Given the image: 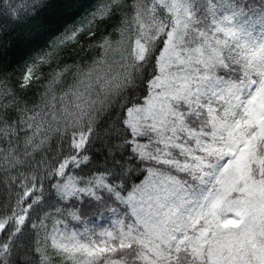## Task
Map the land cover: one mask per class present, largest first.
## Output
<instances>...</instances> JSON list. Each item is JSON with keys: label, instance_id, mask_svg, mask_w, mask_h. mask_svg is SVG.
I'll list each match as a JSON object with an SVG mask.
<instances>
[{"label": "trees", "instance_id": "1", "mask_svg": "<svg viewBox=\"0 0 264 264\" xmlns=\"http://www.w3.org/2000/svg\"><path fill=\"white\" fill-rule=\"evenodd\" d=\"M228 1L248 14L264 11V0ZM206 5L190 0L205 23ZM171 27L156 0H0V264H70L42 230L55 209L76 211L79 221L92 209L91 226L110 212L102 201L124 214L110 193L98 201L59 199L63 166L64 174L102 178L121 195L149 169L194 182L139 158L126 125L127 111L149 95ZM140 41L145 48L138 52ZM137 250L131 245L103 257L142 264Z\"/></svg>", "mask_w": 264, "mask_h": 264}, {"label": "rangeland", "instance_id": "2", "mask_svg": "<svg viewBox=\"0 0 264 264\" xmlns=\"http://www.w3.org/2000/svg\"><path fill=\"white\" fill-rule=\"evenodd\" d=\"M157 1L172 15L174 28L149 96L129 111L127 124L140 158L188 173L194 182L151 169L149 193L130 199L102 178L67 175L59 187L64 197L89 194L97 199L102 191L113 192L124 211L114 208L95 231L66 222L49 227L52 250L70 264H98L103 253L116 249L113 241L118 248L139 246L142 264H179L182 251L185 264L188 259L214 264L218 256L213 249L228 244L220 234L237 230L236 225L221 226L234 214L221 209L245 194L237 189L264 203V14L244 17L224 0L211 2L209 31H197L193 46L194 41L185 40L193 25L187 0ZM143 48L140 41L136 50ZM220 69L239 74V80L225 78ZM201 111L207 130L186 123L190 115L198 119ZM146 134L152 138L142 143ZM101 264L120 262L108 258Z\"/></svg>", "mask_w": 264, "mask_h": 264}, {"label": "snow or ice", "instance_id": "3", "mask_svg": "<svg viewBox=\"0 0 264 264\" xmlns=\"http://www.w3.org/2000/svg\"><path fill=\"white\" fill-rule=\"evenodd\" d=\"M261 91H264V87ZM150 188L149 178L145 177L140 184L133 186L128 196L135 199L147 195ZM237 191L245 194L221 209L225 214L234 213L227 216L221 226L227 228L228 225H236L237 230L220 234L228 240V244L213 249L214 255L218 256L214 264H264V203L250 199L246 189ZM4 247L7 248V245Z\"/></svg>", "mask_w": 264, "mask_h": 264}]
</instances>
